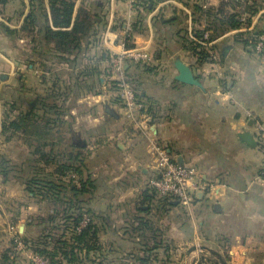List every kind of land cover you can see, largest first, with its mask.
<instances>
[{
    "label": "crops",
    "instance_id": "1",
    "mask_svg": "<svg viewBox=\"0 0 264 264\" xmlns=\"http://www.w3.org/2000/svg\"><path fill=\"white\" fill-rule=\"evenodd\" d=\"M2 1L0 133L5 98L43 114L44 103L53 105L44 99L54 81L69 94L63 135L85 142L82 172L93 185L78 205L91 214L101 244L88 254L92 260L87 264L141 258L146 254L141 240L150 243L155 235L158 241H174L179 249L174 255L185 258L184 264L214 255L230 258L228 264L264 263L263 156L239 137L247 130L254 134L252 116L264 120V57L232 34L226 23L235 16L232 7L214 2L209 15L220 57L214 65L197 45L176 36L189 28L190 17L197 29L202 18L197 0H154L133 15L126 0H69L75 3L74 19L87 11L92 24L81 50L67 56L45 39L48 30L60 29L53 23L51 0ZM255 16L264 29V3ZM129 19L134 23L132 46L146 47L154 56L152 63L128 67L146 106V133L127 128L123 103L108 73L110 59L125 49L123 24ZM179 58L203 87L177 81ZM151 137L166 145L180 164L198 170L207 189L190 208L173 201L166 206L148 188L156 167L148 148ZM20 144L27 147L23 140ZM8 182L3 178L0 187V264H22L23 252L16 253L6 228L16 226L22 240L35 242L38 232L27 222L41 217L42 206L28 202L9 208L11 188L26 190L24 182Z\"/></svg>",
    "mask_w": 264,
    "mask_h": 264
},
{
    "label": "trees",
    "instance_id": "2",
    "mask_svg": "<svg viewBox=\"0 0 264 264\" xmlns=\"http://www.w3.org/2000/svg\"><path fill=\"white\" fill-rule=\"evenodd\" d=\"M50 4L54 26L60 29L48 30L45 34V39L50 44L54 45L56 52L64 56L75 54L81 50L83 41L90 32L92 24L91 15L87 11H80L74 19L75 3L69 0H51ZM226 23L232 28L238 26L234 17L229 18ZM130 82L133 85L132 80H130ZM59 86L60 83L54 81L51 88L52 91L56 90ZM136 93L140 99L137 90ZM54 96H56V93L51 97ZM47 100L49 99H44V101ZM44 110L45 112L40 114L36 112L35 106L27 104L26 111L21 112L19 116L11 120L9 126L4 125L3 130L4 132L10 130L15 134L19 133L22 138H24L26 145L32 149V154L38 158V164L43 163L48 167L52 165L57 166L55 172H49L47 174H43L41 171L33 172L23 181V184L27 191L34 197L44 195V199H48L51 202L54 200L55 202H59L62 193L65 194V200H68L64 203V206H68L66 207L65 214L67 215V218L65 221H69V223L72 221L74 232L77 233L76 227L81 221L83 214L87 213L91 216L88 210H82L81 207L79 208V205L76 208L73 207V205H76L74 202L77 204L80 203L81 195L90 193V188L93 185L91 179L85 177L82 172L86 158V154L82 151V148L85 147V142L79 141L75 138L69 140L64 138L63 125L66 124V121H63L62 117L67 114V108L58 104L49 106L47 103H44ZM65 144V148L61 149L60 146ZM57 148L59 149L58 153H56ZM65 168L67 171L69 170V172L76 175V182L67 180L68 183H65L63 181L64 178H62V176L64 175ZM0 174H2L4 179L10 178L11 172L9 167L7 168L6 166V161H3V164H0ZM57 176L58 178H56ZM13 177L20 178L18 175ZM67 194H71L72 197L70 198ZM163 202H166V206L171 205L170 199H163ZM73 208L79 210V214L78 216L76 215L77 217L75 219L72 216H68ZM142 227L143 224L139 225L138 230ZM75 239L77 244L58 240L53 253H50L46 249L39 250L38 253L43 256H49L52 260L56 259L58 256L60 257L62 254L71 264L77 260L75 253V250L77 249H79L81 253L85 251L87 253V255L85 254L86 257H89L88 254L91 251L100 250L101 244L99 230L93 224L92 216L89 226L79 234L77 233ZM23 241H25V244L30 245L27 240ZM151 241L152 242L149 243L147 240H141V243L144 246V251L148 255L145 254V256H141L139 261L142 262V264H147L153 252L160 251L161 248L167 253L164 257L169 259L168 256L171 254L166 242L158 241L157 235L153 236ZM152 243L154 244V247L151 246ZM214 256L215 258L213 259H217L219 262L218 264H222L220 259L223 258L218 257L217 255Z\"/></svg>",
    "mask_w": 264,
    "mask_h": 264
},
{
    "label": "built area",
    "instance_id": "3",
    "mask_svg": "<svg viewBox=\"0 0 264 264\" xmlns=\"http://www.w3.org/2000/svg\"><path fill=\"white\" fill-rule=\"evenodd\" d=\"M201 5L202 18L198 26L193 25V18L190 17V25L187 29L190 36V42L197 45L201 51H204L212 64H218L220 61L219 54L215 47L214 31L215 23L209 17L214 2L230 6L233 9L234 18L238 23L236 28H233L232 34L235 37H240L245 41L247 46L261 57H264V29L259 28L256 19V12L264 3V0H197ZM130 14L142 13L148 9L154 0H126ZM131 17V16H130ZM134 23L129 19L123 24L125 32V40L123 46L124 51L115 54L109 61V77L110 84L117 90L118 96L124 106L123 120L127 128L142 129L146 133V106L139 99L135 88L130 82L128 75V67L138 64H149L154 60L153 54L146 47L132 46L134 43L132 37ZM199 31V33L197 32ZM198 33V34H197ZM252 116L250 113H247ZM254 119L255 138L263 156V164L259 172V177L264 179V120L260 118ZM148 148L156 161V167L152 178L148 182L150 188L156 198L170 199L173 202H178L184 207L190 208L195 200V197L204 192L207 187L202 182L198 170L191 166L180 164L170 154L166 145L162 144L157 138L149 139ZM76 179V175H71ZM91 216L84 213L81 221L76 227V232L79 234L89 226ZM14 234V250L22 251L26 248L23 244L19 229L13 226L9 228ZM33 264H67L62 258L52 260L48 256H43L36 253L31 257Z\"/></svg>",
    "mask_w": 264,
    "mask_h": 264
},
{
    "label": "rangeland",
    "instance_id": "4",
    "mask_svg": "<svg viewBox=\"0 0 264 264\" xmlns=\"http://www.w3.org/2000/svg\"><path fill=\"white\" fill-rule=\"evenodd\" d=\"M257 17V16H256ZM199 22V20H198ZM199 33V31H197ZM197 33V34H198ZM168 34L166 33L164 36H167ZM177 38H179L180 40L183 39V41H189L190 40V36H189V32L188 30H181L179 32L176 33ZM45 71L49 70V67H44L43 68ZM50 90V89H49ZM47 92V91H46ZM49 95L48 93H46V95H48V101L50 104H58L62 107L68 108V104H69V100L67 98V94L66 90L60 85L56 90L52 89L49 91ZM56 93V96L51 97L53 94ZM45 95V93H44ZM45 95V96H46ZM32 98V97H31ZM65 98H67L65 100ZM67 102V103H66ZM23 110L24 112L26 111V108L23 107V105H21V103L19 102V100H16L13 97H7L3 100L2 102V117H3V123H2V133H0V164H3V161H6V166L7 168L9 167V170L11 172L10 178L8 179V184L9 183H13L16 184L15 182H22L24 180L27 179V177L29 175H31L33 172L35 171H41V173L43 174H47V173H51V172H55L57 166L56 165H52L50 167L45 166L43 163L38 164L37 160L38 158L32 154V149H30L28 146L24 149L22 148V145L20 144L21 140L24 141V138L21 139V135L19 133H14L13 131L7 130L6 132H4L3 128L4 125L5 126H9V123L11 120L15 119L17 116H19L21 114V110ZM253 132L255 134V129L253 128ZM65 145H61L60 148L63 149L65 148ZM25 150V151H24ZM59 149L57 148L56 153H58ZM24 155L23 158H20V156ZM15 175H18L20 178L18 177H13ZM72 173L69 172V170L67 171V169L65 168L64 170V175L62 176V178H64V182L68 183L67 180H71V181H75L77 179H74L72 176ZM58 178V176L56 177ZM2 177L0 176V187L2 186ZM66 179V181H65ZM58 182V181H57ZM61 182V181H59ZM15 187V186H14ZM26 192L24 193L21 189H18V187H15V189L10 190V193L7 194V196L10 198V200H13V203L10 202V206L9 208L15 209L16 206H18L19 204L22 203H32V204H37V205H41L42 209L40 210V215L41 217H37V219H33L31 221L33 222H27L28 224L30 223V226H32L33 231H37L38 235L36 236V239H32L35 242H31V240H27L28 243H30V245L25 244V241H23L24 246H26V248L24 250H22L21 252H23V254L20 255L21 258V263L23 261L22 264H33L32 263V259L31 257L33 255H35L36 253L39 252V250H48L50 253L54 252V249L56 248V242L58 240L60 241H67L68 243H74L77 244L76 242V235L77 233L74 232V225L71 221V223H69V221H65L67 218V215L65 214L66 212V207L68 206H64V203H66L65 194L62 193L60 201L59 202H55L54 201H50L48 199H44V195H39L38 197H34L32 194H30L27 189L25 188ZM70 198L72 197L71 194H67ZM3 196L2 191L0 190V197ZM14 196H19V199L14 197ZM19 200V201H16ZM76 200V199H74ZM76 205H73V207H77L78 204L76 202H74ZM36 206V205H35ZM186 211V210H185ZM39 212V211H38ZM188 213V216H191L190 210L186 211ZM1 213V211H0ZM79 214V210L75 209V210H71L70 213L68 214V216H72L74 219L78 216ZM3 215V213H2ZM77 215V216H76ZM171 216V215H170ZM169 217V215H168ZM73 219V220H74ZM32 224V225H31ZM167 224V223H166ZM6 225V224H4ZM8 226V224L6 225ZM12 227V226H10ZM10 227L6 228L8 232H10ZM14 228H17L16 226H13ZM15 234V233H14ZM14 234L12 233V238L14 237ZM21 237V234L19 235ZM22 239V238H20ZM162 240V238L160 239ZM14 242V239H13ZM152 242V241H150ZM167 244V247L169 248V252H170V256L169 259H167L164 256H160L158 255V251L153 252V254L151 255L149 261L147 264H184V260L185 258L181 257V256H176L174 255V251L179 250L178 249V245L176 243H174V241H169V239H167V241H165ZM35 245V246H32ZM77 246V245H76ZM152 247H154V244L152 243L151 245ZM164 247V246H163ZM36 248V249H34ZM163 248H161V252H162ZM17 253V252H16ZM15 253V254H16ZM76 256H77V260L74 263L71 264H87V262H89L90 260L87 259H91L89 257H86L84 255V253L80 252L79 249L75 250ZM40 254V253H38ZM58 254V253H57ZM60 255V254H58ZM57 255V256H58ZM14 256V255H13ZM49 257V256H48ZM65 256H63L61 254L60 258L64 259L67 264H70V262L68 260H66V258H64ZM59 258V256L57 257ZM140 257H130V256H124L122 259L118 258L116 261L119 262L120 264H131V262H133L134 264H142V262L139 261ZM223 259L228 262L230 258L228 257H223ZM92 260V259H91ZM199 264H218L219 262L217 261V259H213L211 257H200L199 259ZM197 262V264H198ZM261 262V261H260ZM264 264V263H262Z\"/></svg>",
    "mask_w": 264,
    "mask_h": 264
},
{
    "label": "water",
    "instance_id": "5",
    "mask_svg": "<svg viewBox=\"0 0 264 264\" xmlns=\"http://www.w3.org/2000/svg\"><path fill=\"white\" fill-rule=\"evenodd\" d=\"M175 67L178 71V75L176 77L177 81L188 85L203 87L199 80L195 77L192 68L188 64L184 63L180 58L176 60ZM239 137L251 147H256L258 144L255 135L249 130L242 132ZM202 250L208 249L203 247ZM220 260L222 264H228L223 259Z\"/></svg>",
    "mask_w": 264,
    "mask_h": 264
}]
</instances>
